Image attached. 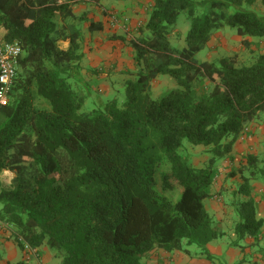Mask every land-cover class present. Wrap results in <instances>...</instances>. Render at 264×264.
Wrapping results in <instances>:
<instances>
[{"label":"trees","instance_id":"1","mask_svg":"<svg viewBox=\"0 0 264 264\" xmlns=\"http://www.w3.org/2000/svg\"><path fill=\"white\" fill-rule=\"evenodd\" d=\"M100 1L0 0V40L23 49L9 104L0 108V174H14L9 188L0 184V223L22 247L21 239L46 245L60 264H143L158 249L206 254L222 235L204 204L214 197L217 164L264 115V54L248 66L238 55L215 62L198 55L226 28L247 49L249 39L264 42V16L252 9L264 0H153L131 42L138 72L124 88L125 103L115 98L82 112L86 97L71 83L82 32L69 22L77 3ZM182 15L189 28L178 48L170 35ZM159 76L177 87L155 100ZM204 81L211 89L199 95ZM184 140L209 149L204 167L181 154ZM167 162L163 186L182 187L177 203L156 190ZM238 173L235 232L256 241L264 221L252 193L254 182L264 184V154H249Z\"/></svg>","mask_w":264,"mask_h":264},{"label":"crops","instance_id":"2","mask_svg":"<svg viewBox=\"0 0 264 264\" xmlns=\"http://www.w3.org/2000/svg\"><path fill=\"white\" fill-rule=\"evenodd\" d=\"M152 6L153 0H101L100 3H77L73 9L74 19L69 23L75 25L82 32L83 59L78 70L81 74L77 80L74 75L73 81L86 84V86L94 85L95 89H99L97 84H105L106 94L114 99L118 91L114 81L119 82L121 76L134 75L138 72L133 65L134 51L132 49L122 50L120 46L122 42L119 40L123 41L125 39V41H128L125 37L130 38L135 35L137 23L140 20H142V25L146 24ZM92 24H99L101 30L92 31ZM114 35L116 36L114 37ZM249 41L252 40L249 39ZM59 48L67 50L69 42H60ZM116 48L118 49L116 50ZM92 94L91 92L90 96ZM249 154H264L263 116L260 121L252 123L247 128L246 134L242 135L234 145L229 157L231 161H227L230 162L231 168H233L237 165V161L241 162ZM231 168L229 167L227 172H230ZM219 169H221V166ZM4 173L12 174L11 172ZM223 178L226 177L223 176ZM253 186L252 196L257 205V217L264 221V184L254 182ZM228 191L230 190L227 180L215 181L212 188L214 197L206 200L210 202L209 208L206 210L209 214H214L217 228L222 234L221 237L207 246L206 254L201 253L202 255H200L198 251V256L194 254V257V255H188L180 251L167 253L158 249L147 257L146 263L264 264V225L261 235L256 241L249 237L242 240L236 237L232 239L231 233L236 234L235 227L238 221L235 211L228 208H217L213 201L217 197L216 194L227 196ZM224 192L225 194H222ZM226 229H228L227 233L225 232ZM30 259H36L38 264H55L57 258L46 245L33 248L32 252L26 251L16 241L12 230L7 225L0 223V264H26L24 260L29 261Z\"/></svg>","mask_w":264,"mask_h":264},{"label":"rangeland","instance_id":"3","mask_svg":"<svg viewBox=\"0 0 264 264\" xmlns=\"http://www.w3.org/2000/svg\"><path fill=\"white\" fill-rule=\"evenodd\" d=\"M252 9L256 11L258 14L264 16V6L261 4L260 1H258L257 4L252 7ZM141 23H142V20H140V22L137 23V28H136L137 32H138L139 27L142 25ZM188 28L189 26H188V20L186 18V15H182L178 25L176 26V28L170 35V41L174 47L182 48L185 46V35L188 31ZM136 29L134 28V30ZM137 32L135 33L136 36H137ZM135 35H132L130 38L125 37L128 41H125V39L123 41L119 40L122 42L120 45L122 47V50H126V49L133 50V48L131 47V42L132 40H134V37H136ZM115 36L116 35H114V37ZM251 40H252L251 41L252 47L250 49H247L244 46H242L241 39L237 36L236 32L234 30L226 28L222 31L214 33L211 42L209 43L207 48L198 55V59L201 62H215L221 59L222 57L238 55L239 63L241 66L251 65L253 62H255L256 58L260 54L264 53V42L258 39H251ZM117 49L118 48H116V50ZM133 61H134V64H133L134 67L138 70L135 60ZM80 74L81 73L79 72L76 74L77 75L75 76L76 80L79 78ZM135 79H136V74L134 75L129 74V75L121 76L119 79V82L114 81V85L118 90L116 92L117 94L115 95L114 99L115 98L118 99L120 101L119 102L120 105H123L126 101L124 88L126 86L127 81L128 80L135 81ZM71 83L74 86L73 87L74 90L80 91V92L83 91L82 93L86 97L82 112H90L94 109H98L102 107L107 101L113 99V98H110L109 94H106L107 91H106L105 84H97L99 89H95L94 85L86 86V84H81L80 82L73 81V80L71 81ZM198 84L200 85L196 87V90L199 93V95L205 92H208L211 89V85L208 82L204 81V82H199ZM176 87H177L176 83L172 78L166 77V76H159L153 83L152 92H151L152 97L153 99L158 100L166 96L171 90H173ZM91 92L93 94L90 96ZM45 104L47 105L48 103L41 102L40 100L36 101V105L38 107L44 108ZM263 118H264V115H263ZM208 150L209 149L203 146H194L188 140H184L181 154L184 157L189 158L195 167L200 168V167H204L209 161L210 155L208 153ZM258 155L262 156L263 154H258ZM245 158L246 157H244V159L241 162L237 161V165L233 166V168H231L230 162L228 163V161H231L229 157L219 161L217 164L218 176L216 178V181L218 180L223 181L224 179L227 180V182L229 183L230 191L227 192L226 194L227 196L216 194L217 197L213 201L215 202V205L217 208H228L230 210H234L236 216H237V211H236L235 205L240 200L241 197L235 196V194L237 192L238 187L243 183V181L241 180L240 174L238 172L241 169V167H243V165L245 164ZM220 166H221V169H219ZM229 167L231 168L232 172L237 173L236 176L234 177L230 176L232 172L231 171L227 172L229 170ZM170 170H171V165L168 162L158 168L157 174H156V180H157L156 190L160 193L161 196H164L165 198H167L168 200L174 203H177L180 200L182 192H183L182 187L180 185L175 184L174 189H165L163 186L162 174L169 173ZM223 176L226 178H223ZM13 177H14V174L10 175V173L0 174L1 186L3 188H9L11 186V181ZM222 194H225V192ZM209 205H210V202L205 201V207L207 210L209 208ZM210 216L213 220L215 228L219 231L216 225L214 214L210 213ZM227 230L228 229H226L225 231L226 233H227ZM231 237L232 239L235 237L238 239L237 234L235 233H231ZM186 242L187 241L184 242V245L186 244ZM198 251L199 250H197L195 247H190L188 255L195 254L196 256H198L199 254L197 253ZM50 252L54 254L52 250H50ZM199 252H200V255H202L201 251ZM56 260H55V264H58V263L60 264V260L59 259L57 261ZM147 260H148L147 258H144L142 263L146 264ZM24 262H26V264H38L36 259H30L29 261L24 260Z\"/></svg>","mask_w":264,"mask_h":264},{"label":"built area","instance_id":"4","mask_svg":"<svg viewBox=\"0 0 264 264\" xmlns=\"http://www.w3.org/2000/svg\"><path fill=\"white\" fill-rule=\"evenodd\" d=\"M22 55L23 49L18 42L10 43L0 40V108L9 104L10 92L18 76L19 61ZM20 241L24 244L26 251H33L30 245L22 239Z\"/></svg>","mask_w":264,"mask_h":264}]
</instances>
